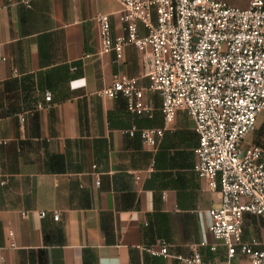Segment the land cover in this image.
<instances>
[{
  "label": "crops",
  "instance_id": "crops-1",
  "mask_svg": "<svg viewBox=\"0 0 264 264\" xmlns=\"http://www.w3.org/2000/svg\"><path fill=\"white\" fill-rule=\"evenodd\" d=\"M120 9L118 0H0V264H177L194 247L204 262L248 264L209 230L219 193L194 170L193 120L178 110L164 123L147 89L150 116L100 93L115 76L148 84L140 50L126 45L117 60L99 50L95 16L108 14L118 35ZM131 127L162 134L149 146ZM261 221L245 213L243 239L264 248ZM158 239L169 257L143 250Z\"/></svg>",
  "mask_w": 264,
  "mask_h": 264
},
{
  "label": "built area",
  "instance_id": "built-area-1",
  "mask_svg": "<svg viewBox=\"0 0 264 264\" xmlns=\"http://www.w3.org/2000/svg\"><path fill=\"white\" fill-rule=\"evenodd\" d=\"M118 2L120 34L112 35L108 14L95 16L99 50L113 52L116 60L126 45L140 50L148 84L140 85L136 76H115L100 93L121 94L130 113L150 116L144 100L147 89L159 97L164 123L178 110L193 120L194 170L219 193L218 206L207 210L209 230L225 246L228 258L239 253L248 264H264V248L255 238L244 240L242 227L245 213L264 220V151L243 144L264 111V0H249L246 7L225 0ZM7 3L30 6V0ZM44 99L50 101L49 92ZM135 131L149 146L162 134L157 127L127 130ZM45 215L39 211V217ZM52 217L58 219L56 210ZM142 248L152 256H170L164 239ZM175 257L177 264H212L204 262L195 247ZM224 264H230L229 259Z\"/></svg>",
  "mask_w": 264,
  "mask_h": 264
},
{
  "label": "rangeland",
  "instance_id": "rangeland-1",
  "mask_svg": "<svg viewBox=\"0 0 264 264\" xmlns=\"http://www.w3.org/2000/svg\"><path fill=\"white\" fill-rule=\"evenodd\" d=\"M229 3L236 5H243L247 0H225ZM262 124H264V111L260 112L256 121L255 128L245 137L243 140V144L253 143L261 147L264 151V127L263 130L261 128ZM261 131V133H259ZM261 226L264 227V222H260Z\"/></svg>",
  "mask_w": 264,
  "mask_h": 264
},
{
  "label": "trees",
  "instance_id": "trees-1",
  "mask_svg": "<svg viewBox=\"0 0 264 264\" xmlns=\"http://www.w3.org/2000/svg\"><path fill=\"white\" fill-rule=\"evenodd\" d=\"M263 127H264V124H262V126H261L262 130H263ZM259 133H261V131Z\"/></svg>",
  "mask_w": 264,
  "mask_h": 264
}]
</instances>
